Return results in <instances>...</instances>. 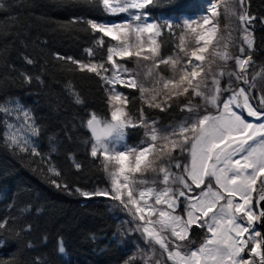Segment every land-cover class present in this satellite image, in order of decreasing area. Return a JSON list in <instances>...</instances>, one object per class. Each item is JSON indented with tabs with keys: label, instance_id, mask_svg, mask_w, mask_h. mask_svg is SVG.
Segmentation results:
<instances>
[{
	"label": "snow or ice",
	"instance_id": "6c2138e0",
	"mask_svg": "<svg viewBox=\"0 0 264 264\" xmlns=\"http://www.w3.org/2000/svg\"><path fill=\"white\" fill-rule=\"evenodd\" d=\"M83 3L106 16H123L119 22L73 17L71 23L87 26L104 58L66 59L104 85L108 114L90 112L81 126L90 133L85 143L91 157L100 160L108 186L75 192L107 197L127 214L120 235L136 233L145 247L137 244L124 264H264V232L258 227L264 225V95L258 107L251 103L264 69L249 80L254 50L250 26L257 17L249 14L247 0H209L198 14L160 18H150L149 7L156 0ZM221 6L225 18L235 17L239 24L225 25L227 36L220 27ZM233 31L239 36L233 37ZM237 46L239 54L234 55L230 48ZM85 51L96 55L92 48ZM230 62L235 69H229ZM20 75L32 82V76ZM35 79L42 83L39 76ZM68 91L75 103H83L70 85ZM173 108L185 115L167 125L146 112ZM253 117L257 122L249 119ZM40 131L32 110L18 98L0 100V143L14 154L41 156L47 171L59 177L51 153L42 156L37 150L34 138ZM132 132L142 133L138 143L128 142ZM50 183L71 194L66 182ZM28 211L30 206L21 209ZM31 227L20 228L15 236ZM194 229L200 230L198 236ZM0 230L13 231L8 218L0 220ZM7 242L0 231V247ZM27 247H33L30 241ZM65 251L58 240L57 254L62 257ZM0 264H16V257L0 258ZM34 264L47 260L37 257Z\"/></svg>",
	"mask_w": 264,
	"mask_h": 264
},
{
	"label": "trees",
	"instance_id": "16d2710c",
	"mask_svg": "<svg viewBox=\"0 0 264 264\" xmlns=\"http://www.w3.org/2000/svg\"><path fill=\"white\" fill-rule=\"evenodd\" d=\"M0 3L5 5V10L0 11V100L15 97L32 110L41 129L36 137L37 150L42 156L51 153L49 158L61 173L59 177L49 173L41 156L14 154L0 143V220L8 218L13 230H0L8 240L0 247V258L16 257V264H34L40 257L47 264H62V257L56 252L57 241L62 240L69 264H124L130 253L119 247L118 223L104 201L75 192L76 188L92 192L108 186L100 160L91 157L90 145L85 143L90 133L81 126L90 112L108 114L104 85L98 77L78 71L66 59L96 62L104 58V49L94 46L93 34L87 26L71 23L73 17L111 21L118 17L106 16L83 0H0ZM183 5L180 0H156L149 7L151 18L189 15ZM247 8L250 15L257 17L250 26L254 36L250 66L264 69V23L260 19L264 18V0H247ZM88 48L96 55L88 56L85 51ZM24 57L34 63L28 64ZM22 72L33 77L31 83L25 82ZM69 85L79 94L82 104L74 102ZM120 90L133 94L131 89ZM146 112L163 125L178 121L180 116L177 108L169 112L146 109ZM140 136L141 133L132 132L128 141L137 142ZM50 137L54 138L51 144ZM53 144L55 152H51ZM51 180L66 182L71 194L57 188ZM29 206L31 211L21 212ZM29 224L31 231L21 232L17 238L15 231ZM199 232L194 229L193 234L198 236ZM93 235L95 240L91 239ZM29 241L31 248L27 247Z\"/></svg>",
	"mask_w": 264,
	"mask_h": 264
},
{
	"label": "rangeland",
	"instance_id": "374dc122",
	"mask_svg": "<svg viewBox=\"0 0 264 264\" xmlns=\"http://www.w3.org/2000/svg\"><path fill=\"white\" fill-rule=\"evenodd\" d=\"M184 3V7L186 8V10L189 11V15H195L198 14L200 12H202L208 5L209 0H180ZM220 12H221V17H220V27H221V31L225 34V36H227V32L228 29L225 28V25H231L232 28H238L239 24L238 21L236 20L235 17H230L228 19L225 18V13H224V8L223 6H221L220 8ZM118 19L113 20V21H117L119 22L120 19L123 18V16H117ZM151 18V17H150ZM251 29V28H250ZM233 37H238L239 36V32L238 31H233L232 32ZM114 43V41H113ZM230 51L234 54V55H238V46L237 47H231ZM245 51L247 54V48L245 46ZM253 52V51H252ZM251 52V54H252ZM229 69H235V65L234 63L230 62L229 63ZM262 68H254L252 69L251 66L248 69V78L251 81L252 76L255 75L256 73L261 72ZM234 85L237 83L236 81H233ZM225 84V81L222 80L221 81V86L223 87ZM243 86L245 88H247V85H240ZM119 87V86H117ZM252 95L254 97H256L255 99L251 100V103L253 104L254 107H258V98L261 95H264V74H262L261 76H259L256 80V89L253 90ZM199 102V101H197ZM179 111V109H177ZM208 111H213V109L209 108ZM246 114V113H245ZM179 116V120H181L183 118V116L185 115V113L182 112H178ZM252 122H257L255 120V118H249ZM178 120V121H179ZM142 135V133H141ZM36 141V138H34ZM129 142V141H128ZM139 140L137 142L134 143H138ZM130 143V142H129ZM133 144V143H130ZM175 171V169H174ZM101 198L106 207L107 210L109 212V214L117 221L118 223V232L116 234V240L117 243L119 245V247L121 249H123L125 252L130 253V255L135 251L136 249V245L139 244L140 247H145L143 240H141L138 236V234L136 233H132V234H128L126 236H122L120 235V233L123 231L124 227H127V225H122L123 221H126L129 219V217L127 216V214L123 211L120 210L119 207H113V205L115 204L114 201H111L109 198L107 197H98ZM62 264H69L68 258L65 254H63L62 256Z\"/></svg>",
	"mask_w": 264,
	"mask_h": 264
},
{
	"label": "water",
	"instance_id": "95a60500",
	"mask_svg": "<svg viewBox=\"0 0 264 264\" xmlns=\"http://www.w3.org/2000/svg\"><path fill=\"white\" fill-rule=\"evenodd\" d=\"M258 227L260 228V230H261L262 232H264V225H258Z\"/></svg>",
	"mask_w": 264,
	"mask_h": 264
}]
</instances>
